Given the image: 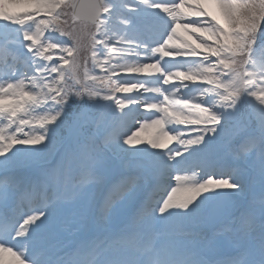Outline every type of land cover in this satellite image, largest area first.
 Instances as JSON below:
<instances>
[{
  "label": "snow or ice",
  "instance_id": "snow-or-ice-1",
  "mask_svg": "<svg viewBox=\"0 0 264 264\" xmlns=\"http://www.w3.org/2000/svg\"><path fill=\"white\" fill-rule=\"evenodd\" d=\"M0 264H264V0H0Z\"/></svg>",
  "mask_w": 264,
  "mask_h": 264
},
{
  "label": "rangeland",
  "instance_id": "rangeland-1",
  "mask_svg": "<svg viewBox=\"0 0 264 264\" xmlns=\"http://www.w3.org/2000/svg\"><path fill=\"white\" fill-rule=\"evenodd\" d=\"M151 134V130L146 131L145 133H142V136L147 138Z\"/></svg>",
  "mask_w": 264,
  "mask_h": 264
}]
</instances>
